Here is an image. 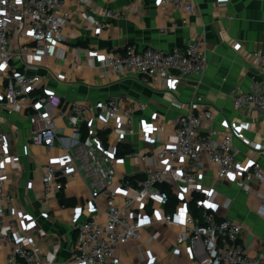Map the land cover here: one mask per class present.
Listing matches in <instances>:
<instances>
[{"label":"crops","instance_id":"1","mask_svg":"<svg viewBox=\"0 0 264 264\" xmlns=\"http://www.w3.org/2000/svg\"><path fill=\"white\" fill-rule=\"evenodd\" d=\"M109 9L121 14L106 16ZM62 10L68 14L62 27L65 37L56 55L43 62L50 70L48 87L64 100L95 104L122 94L132 99L137 131L128 134L125 141L130 143L131 152L142 154L176 140L173 129L148 136L145 128L160 123L171 125L185 112L189 100L201 95L203 102L213 108L212 118L205 125L218 130L216 140L221 139V132L232 128L237 163L248 166L257 160L264 169V113L252 106L237 107L231 97L233 89L248 91L252 80L264 81V61L254 55L264 53V0H193L190 10L164 6L159 0H63ZM197 33L203 35L207 58L202 74L184 76L171 69L165 83L151 86L127 71L111 73L101 63L112 48L120 49L126 44L137 48H184ZM139 101L147 104L144 110L138 108ZM4 127L12 139L6 147L2 178L12 197L7 209L18 219L15 235L26 233L37 254L54 260V264H76L72 258L78 224L93 213L104 222L110 199L123 204L125 196L134 195L136 189L124 185L113 197H93L92 177L80 168L64 175V188L47 198L42 191L43 166L51 158H63L66 146L75 149L74 130L65 119H57L58 139L47 151L30 142L29 123L23 114L15 113L5 120ZM109 140L116 142L114 132ZM157 164L155 155L143 159L131 153L119 156L114 162L112 184L124 176L145 174V168ZM205 173L201 182L203 189L216 191L217 217L241 222L242 242L253 254L264 251V183L254 184L261 194H249L232 180L217 178L215 170L207 166ZM196 194L198 205L203 192L198 190ZM174 205L182 206V213L186 210L183 200ZM174 205L169 211L168 205L131 206L142 223L141 233L116 246L118 264H202L189 257L187 240L178 242L180 233L189 234L191 225H171L160 220L174 211ZM187 210L192 213L189 203ZM7 251H0V264H8Z\"/></svg>","mask_w":264,"mask_h":264},{"label":"built area","instance_id":"2","mask_svg":"<svg viewBox=\"0 0 264 264\" xmlns=\"http://www.w3.org/2000/svg\"><path fill=\"white\" fill-rule=\"evenodd\" d=\"M159 1L177 9L190 10L193 6V0ZM62 7L63 0H0V251L8 249V264H54V260L37 254L34 242L26 233L15 235L17 215L7 209L12 197L2 172L8 154L6 147L12 136L4 122L15 113L27 117L30 142L47 151L58 139L57 119H65L76 135L74 150L66 146L63 158H51L44 164L42 191L45 197L56 196L64 188L63 176L80 168L92 177L93 197L98 194L113 197L124 185L136 189L134 195L125 196L123 204L110 199L104 222L93 213L78 224L74 263L118 264L116 246L138 238L141 233L142 223L131 206L134 203L165 206L169 194L160 188L165 183L178 200L184 201L186 210L182 213V206L176 205L173 212H167L160 220L171 225H191L189 234L182 232L178 237L180 243L189 242L190 258L202 264H264V251L253 254L242 242L243 224L217 217L216 191L203 189L201 182L207 166L215 170L217 178L232 180L245 192L258 195L261 192L254 184L264 183V169L257 160H252L248 166L237 163L232 128L221 132V139L216 140L218 130L205 125L212 118L213 108L203 102L201 95L190 99L185 112L171 125L160 123L145 128L148 136L173 129L175 142L155 151L146 149L142 154L130 152L141 159L155 155L158 164L145 168V177L136 179L135 183L124 176L112 184L114 162L119 158L116 146L125 141L128 134L137 131L136 110L133 100L123 94L88 104L81 100L66 101L59 92L48 87L50 70L43 60L56 55L58 44L65 37L62 27L68 14ZM120 14L106 10V16ZM254 55L264 61V53ZM101 61L111 73L127 71L151 86L165 83L171 69L185 76L202 74L207 66L201 33L194 35L184 48H137L135 44H126L120 49H109ZM231 97L237 107L252 106L264 113V81L252 80L248 91L233 89ZM146 107L145 102H138L140 110ZM83 126L87 129L84 138ZM111 132L117 136L115 143H110ZM198 190L203 192L198 200V205L203 206L202 217L187 210Z\"/></svg>","mask_w":264,"mask_h":264},{"label":"trees","instance_id":"3","mask_svg":"<svg viewBox=\"0 0 264 264\" xmlns=\"http://www.w3.org/2000/svg\"><path fill=\"white\" fill-rule=\"evenodd\" d=\"M86 132H87V129L84 127L83 133H82V138L85 137ZM102 136H103V134H102ZM103 139H104V141H106V137H104ZM131 151H132V148H131V145L128 141H120L116 146V155H118V156H125L126 154L130 153ZM144 177H145V174H139V175H134V176H128L127 178L129 179L130 182L135 183L136 178L142 179ZM160 188L163 190H166L169 194V200L166 204V206L168 205L166 207V209H167V211H169L170 208H172V206L177 202L178 199L173 193H171L169 184L163 183L160 185ZM197 196L198 195L196 194L194 196L195 198H193L189 202V204H190V208H191L192 213L197 217H202L203 209L195 203V199L197 198Z\"/></svg>","mask_w":264,"mask_h":264}]
</instances>
